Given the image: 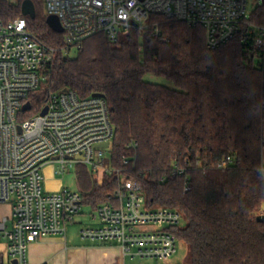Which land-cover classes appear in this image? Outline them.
I'll use <instances>...</instances> for the list:
<instances>
[{
	"label": "trees",
	"instance_id": "trees-1",
	"mask_svg": "<svg viewBox=\"0 0 264 264\" xmlns=\"http://www.w3.org/2000/svg\"><path fill=\"white\" fill-rule=\"evenodd\" d=\"M22 1L0 0V24L21 14ZM33 2L29 30L62 47V33L46 22L43 0ZM249 22L264 26V2ZM258 36L256 27L245 25L210 49L202 25L151 14L146 27H132L116 41L99 33L75 57L58 52L47 80L51 88L103 95L115 129L111 163L120 172L105 173L99 185L78 164L83 204L95 209L120 188L121 175L134 177L148 207L184 215L185 225L174 229L188 248L183 264H264V221L257 219L264 208V49L254 47ZM147 74L165 76L176 88L147 81ZM46 91L33 95L39 105L33 112L46 103ZM227 155L233 162L221 167ZM177 165L190 178L187 192L184 177L173 175Z\"/></svg>",
	"mask_w": 264,
	"mask_h": 264
},
{
	"label": "built area",
	"instance_id": "built-area-1",
	"mask_svg": "<svg viewBox=\"0 0 264 264\" xmlns=\"http://www.w3.org/2000/svg\"><path fill=\"white\" fill-rule=\"evenodd\" d=\"M43 2L47 16H57L64 29L62 47H51L30 31L22 12L0 24V204L11 208L10 216L0 218V242L8 244V255L17 264H28L31 242L65 234L66 225L83 212L80 187L77 191L44 189L48 165L58 162L63 172L74 164H85L99 185L105 173L120 172L111 163L115 129L105 97H81L74 89H52L47 82L58 52L75 57L83 42L99 33L116 41L120 31L146 27L151 14L202 25L210 49L234 39L245 25L256 27L259 36L254 47L264 49V26L249 22L248 0ZM159 33L155 25V34ZM40 89L47 90L46 103L33 112L39 105L33 104L32 97ZM28 102L31 107L24 110ZM45 107L48 110L42 114ZM132 158L125 157L123 163L129 164ZM232 162L227 155L220 166ZM185 171L177 165L173 175L184 177L187 192L191 187ZM260 171L264 174V160ZM92 211L90 223L80 229L81 239L118 244L128 258L168 261L183 242L174 229L185 225L184 215L169 207H148L142 184L134 177L121 175L120 188ZM259 215H264V208Z\"/></svg>",
	"mask_w": 264,
	"mask_h": 264
},
{
	"label": "crops",
	"instance_id": "crops-1",
	"mask_svg": "<svg viewBox=\"0 0 264 264\" xmlns=\"http://www.w3.org/2000/svg\"><path fill=\"white\" fill-rule=\"evenodd\" d=\"M44 177L48 184L47 190L53 191L63 187L62 183H59L52 176L44 174ZM73 223L75 222L68 224ZM84 224L82 223L80 228L77 229L79 234ZM72 227L71 225L67 226L63 235L46 236L31 242L28 249V264H81L83 255H88L89 258L98 256L100 259H106L107 263L102 261L101 264H127L128 257L124 255L122 248L118 244L105 245L98 241L87 240L99 244L82 247L81 240L79 241L69 234ZM72 230L74 231L75 228ZM0 254L3 255L4 264L12 261L8 255V244L5 241L0 242Z\"/></svg>",
	"mask_w": 264,
	"mask_h": 264
},
{
	"label": "rangeland",
	"instance_id": "rangeland-1",
	"mask_svg": "<svg viewBox=\"0 0 264 264\" xmlns=\"http://www.w3.org/2000/svg\"><path fill=\"white\" fill-rule=\"evenodd\" d=\"M261 3H262V0H248V11L251 13L255 9V7ZM43 8L46 12L44 2H43ZM124 33L125 31H120L119 36H122ZM145 79L152 83L163 84L171 88H176L175 84L165 76L147 74L145 76ZM78 167H79L78 165L74 164V166L62 172L60 170L61 165L58 162H55L53 164L48 165L44 169V174H48L52 176L53 178H55L56 180H58L59 183H62L63 187H67L73 191H77L79 190V187H80L79 180H78ZM47 188H48V184L44 180V189H47ZM92 210L93 209H91L89 206L84 204L83 212L77 216L75 223L66 225V227L69 225L73 226L69 234H71L72 237L77 238L79 241L81 240L80 242H81L82 247L85 245L99 244L97 242H91L87 240L83 241L82 239H80V234H79V231L77 230L80 228L82 223H85V224L90 223V217L88 216V214L92 213L93 212ZM5 215L10 216L11 211H10L9 204L3 203V204H0V218ZM73 228H75L74 231L72 230ZM187 251H188L187 245L185 244V242H182L179 245L178 252L168 261H155V260H151L148 258H145V259L128 258L127 264H183L185 263V260H186ZM82 257L83 258L80 262L81 264H101L102 261L107 263L106 259H100L98 258V256L96 258L92 256L91 258H89L88 255L87 256L83 255Z\"/></svg>",
	"mask_w": 264,
	"mask_h": 264
},
{
	"label": "water",
	"instance_id": "water-1",
	"mask_svg": "<svg viewBox=\"0 0 264 264\" xmlns=\"http://www.w3.org/2000/svg\"><path fill=\"white\" fill-rule=\"evenodd\" d=\"M264 2V0H262V3ZM21 12L23 15L29 16L31 18H34L36 16V8L34 5L33 0H23L22 4H21ZM47 24L56 32L58 33H62L64 31L61 22L59 20V18L55 15H48L47 19H46ZM134 25H136V22H132ZM95 96L97 95H101V94H94ZM31 107L30 102L26 103V105L24 106V110H27ZM48 110V107H45L42 111V114H45ZM108 143H105L103 145V147H107ZM257 219L259 221H264V215H258ZM12 264H17V260L14 259L12 261Z\"/></svg>",
	"mask_w": 264,
	"mask_h": 264
}]
</instances>
